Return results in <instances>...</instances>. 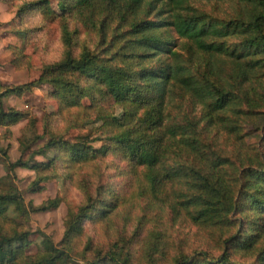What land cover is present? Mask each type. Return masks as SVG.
Segmentation results:
<instances>
[{
    "label": "trees",
    "instance_id": "obj_1",
    "mask_svg": "<svg viewBox=\"0 0 264 264\" xmlns=\"http://www.w3.org/2000/svg\"><path fill=\"white\" fill-rule=\"evenodd\" d=\"M1 1L18 2V19L38 12L56 23L62 53L29 83H0V141L25 121L16 161L0 145V264H264V0ZM9 48L16 68L29 67ZM44 85L56 109L39 132L34 118L3 101ZM78 128L85 132L71 136ZM218 131L238 146L225 153L211 135ZM101 166L110 170L104 181L76 183L82 202L67 208L61 240L41 233L28 254L30 215L62 201L26 204L15 170L34 172V194L61 172L68 180L87 169L100 175ZM138 199L188 222L206 248L173 247L161 221L144 216L129 233ZM102 223L105 237L95 241L86 227Z\"/></svg>",
    "mask_w": 264,
    "mask_h": 264
},
{
    "label": "rangeland",
    "instance_id": "obj_2",
    "mask_svg": "<svg viewBox=\"0 0 264 264\" xmlns=\"http://www.w3.org/2000/svg\"><path fill=\"white\" fill-rule=\"evenodd\" d=\"M18 2L15 4L8 2H0V83L9 86H20L29 83L39 76L41 67L45 64L57 61L62 53L60 33L56 23L50 24L43 22L38 12L27 14L24 18H16V8ZM51 8L58 13L60 6L56 2L50 3ZM224 10H232V5H224ZM79 27V26H78ZM80 28V27H79ZM81 29V28H80ZM91 37V36H90ZM94 42L97 38L92 37ZM81 44L87 42V37L80 33L78 39ZM14 47L20 50L23 55L29 59V67L16 68L12 61L15 57L13 51L9 47ZM51 87L44 85L33 89L29 92H24L20 96L7 97L3 102L6 107L14 108L18 111L28 113L37 122L38 131L41 132L42 122L45 120V115L51 113L56 109L55 101L47 98L51 92ZM85 105L88 103L83 102ZM25 125V121L19 122L17 125L10 128L11 133L6 138L0 141L3 148L7 147V156L10 162H14L20 156L18 151L17 139L19 137V130ZM85 132V129L78 128L70 130V135L76 137ZM214 137L218 146L225 152L229 153L231 147L238 146L234 142L227 141V136L223 132H215ZM4 135V128L0 127V136ZM245 142H256L245 138ZM245 143V144H246ZM231 144V145H230ZM40 146L41 143H38ZM94 146H98L94 144ZM39 163L44 160L40 157L35 158ZM5 161L0 157V178L6 175ZM110 170H106L103 166L98 168V175L95 171L87 169L75 174L72 179H64L63 174L58 178H52L43 185V190L30 194L28 192V185L34 179V172L25 169H16L14 174V184L24 197V202H32L34 207H38L41 202L55 196L61 198L62 203L58 208L45 213H34L30 215L28 228L34 232L32 237V245L28 249V254L36 252L40 244L41 233L51 237L54 243H58L63 235V220L65 218L67 208L77 206L82 202V193L77 187L84 184V180L89 181H104L105 176H108ZM79 176V178L77 177ZM117 182V180H112ZM99 181V182H100ZM87 182V181H86ZM93 188V187H92ZM133 208L129 209V205L125 210L119 209L114 217V223L122 222V216L128 211L129 220L126 229L129 233L133 231L136 226V221L139 217L144 216L145 221L153 224L160 222L156 226L163 230L171 245L181 244L184 249L188 251L192 249H205L206 245L201 235L196 232V229L188 224V222L177 219L176 221L171 217L167 210L161 209L156 204L150 203L146 200L138 199L131 202ZM145 229H149L152 225L145 224ZM162 225V226H161ZM88 233L92 235L95 241L101 240L105 237L104 223L92 226L87 225ZM175 249V248H174ZM174 251V250H173ZM172 251V252H173Z\"/></svg>",
    "mask_w": 264,
    "mask_h": 264
}]
</instances>
